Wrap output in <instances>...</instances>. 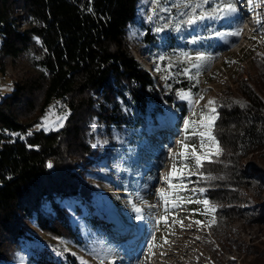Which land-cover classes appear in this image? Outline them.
I'll list each match as a JSON object with an SVG mask.
<instances>
[{
  "label": "trees",
  "instance_id": "trees-1",
  "mask_svg": "<svg viewBox=\"0 0 264 264\" xmlns=\"http://www.w3.org/2000/svg\"><path fill=\"white\" fill-rule=\"evenodd\" d=\"M139 2L0 0V72H5L6 59L16 62L27 53L39 70L0 98V264H15L26 243H35L27 264H81L70 248L86 255L98 251L110 256L111 264L129 246L128 239L115 243L116 228L96 218L105 202L92 183L129 191L130 163L145 119L154 122L166 106L184 113L185 102L176 90L192 88L185 81H167L170 90L155 88L132 57L129 29L145 31L141 42H149ZM258 2L264 29V0ZM241 62L230 86L213 102L209 142L216 151L195 173L201 199L213 207L211 234L224 250L239 248L234 222L264 226V200L256 204L250 199L242 208L239 194L248 184L259 192L263 180L254 161L247 167L241 162L258 152L264 161V52L251 51ZM53 102L68 110L62 127L48 133L33 130ZM176 126H184L187 136L195 133L187 120ZM96 137L107 142L111 153L102 156L101 143L91 146ZM115 199L110 195L114 204ZM120 210L118 219L134 224ZM32 228L50 241L42 242ZM135 245L139 257L143 245ZM240 250L243 264H264V247Z\"/></svg>",
  "mask_w": 264,
  "mask_h": 264
},
{
  "label": "rangeland",
  "instance_id": "rangeland-1",
  "mask_svg": "<svg viewBox=\"0 0 264 264\" xmlns=\"http://www.w3.org/2000/svg\"><path fill=\"white\" fill-rule=\"evenodd\" d=\"M138 14L149 28V42H141L145 31L137 33L134 28L129 29L128 50L149 74L153 86L170 90L167 81L180 84L185 81L186 86L192 88L176 90L180 100L185 102L184 113L166 106L163 113L156 115L154 121L169 128V131H157L161 139L155 140V131L149 133L152 120L145 119L146 131L130 163L129 183L126 185L129 191L116 190L119 187L114 184L92 183L105 202L96 218L116 228L115 243L121 244L128 239L129 246H125L124 253L115 255L111 264H243L240 248L264 247V226L244 225L241 220L234 222V239L239 248L224 250L219 238L211 234L208 219L209 209L213 207L201 199L195 173L201 162L209 161V154L216 151L209 142L215 118L214 100L219 92L230 86L238 64L245 63L241 62L243 55L251 51L253 54L264 52L261 6L258 0H140ZM249 16L254 20L251 24L247 21ZM237 17L246 19L248 31L240 27ZM233 18L235 24L229 23ZM251 32L252 38L247 39ZM215 49H219L218 52ZM32 60L31 53L16 62L6 59L5 72H0V98L9 94L16 82L39 72ZM67 115L66 107L53 102L33 130L57 131ZM186 120L195 132L190 136L186 135L184 126H176L177 122L183 125ZM165 134L167 138H162ZM99 143L102 156L111 153L107 142L97 137L91 146L96 147ZM154 151L157 156L151 159ZM260 153L263 152L243 158L242 166L247 167L254 161L264 173ZM261 177V184L256 183L261 186L259 192L250 184L240 188L239 194L244 201L240 207H248L250 199L256 204L264 200V174ZM140 183L145 184L142 189ZM140 189L150 192L136 194L134 190ZM110 195L116 198L115 204ZM139 198L142 202L138 201ZM121 207L130 219L127 222L134 223L131 226L118 219L117 210ZM32 230L42 242L50 241L35 228ZM139 242L143 246L138 257L135 244ZM24 245L14 260L15 264H27L26 259L35 243ZM68 251L81 264H108L111 259L108 255L105 258L99 256L98 251L91 255L71 248Z\"/></svg>",
  "mask_w": 264,
  "mask_h": 264
},
{
  "label": "bare ground",
  "instance_id": "bare-ground-1",
  "mask_svg": "<svg viewBox=\"0 0 264 264\" xmlns=\"http://www.w3.org/2000/svg\"><path fill=\"white\" fill-rule=\"evenodd\" d=\"M156 138H158V137H156ZM146 174H148V172H147ZM146 174H145V175H146Z\"/></svg>",
  "mask_w": 264,
  "mask_h": 264
}]
</instances>
